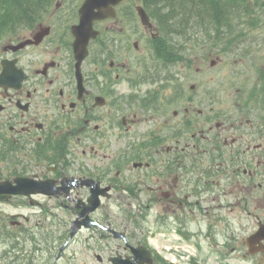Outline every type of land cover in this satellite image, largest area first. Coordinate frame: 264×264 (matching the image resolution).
Here are the masks:
<instances>
[{
  "label": "flooded vegetation",
  "instance_id": "1",
  "mask_svg": "<svg viewBox=\"0 0 264 264\" xmlns=\"http://www.w3.org/2000/svg\"><path fill=\"white\" fill-rule=\"evenodd\" d=\"M28 1L12 29L0 23V183L51 192L4 190L0 204L40 205L25 219L47 236L43 264H264V87L188 86L190 57L184 81L149 67L156 86L143 90L145 59L129 50L147 41L165 67L164 44L125 1L94 22L80 78L79 14Z\"/></svg>",
  "mask_w": 264,
  "mask_h": 264
},
{
  "label": "rangeland",
  "instance_id": "2",
  "mask_svg": "<svg viewBox=\"0 0 264 264\" xmlns=\"http://www.w3.org/2000/svg\"><path fill=\"white\" fill-rule=\"evenodd\" d=\"M26 1L0 0V23H3L4 18L8 14H12L13 17L19 15L17 14L19 12V5L20 3H26ZM137 1L138 0H132L129 3H136ZM14 4H16L15 7ZM53 4H55V6H52L50 11H55L56 15L61 14L63 9H65L61 3L53 2ZM240 25L242 30L240 28L233 29V27L232 29H228L229 32L232 30L230 34H232L234 44L232 48H230V51H223L222 53L219 52V46H216L214 40H211L210 42L207 41L208 44L206 46L204 45L203 49H200L199 46L201 43H204V39L200 35V29H197L198 33L196 32V36L193 37L195 38L193 41L196 43V45L194 46L191 42V46L193 48L196 47V49L192 51L196 52L195 54H197V56L194 55L195 63L193 68L196 70V65L198 64L203 69L202 74H206V76L201 77V72L196 73L197 71H193L192 68V70H188V72L191 73L187 74L188 82L186 85L189 86L191 83L200 84L202 79L207 80L206 87H215V85L220 83L222 87H240L243 84H247L246 87H254L256 83H260V81H258V77L264 73V21H259L258 26H247V24L242 23ZM242 34L244 36L248 35L246 37H248L249 40L243 37ZM140 46V48L136 49L133 45V48L135 49H128L129 54L134 58H141V56L144 57L145 63H148L149 67H153L154 62H151V55L149 49L147 48V41H144L143 49L142 42ZM209 49L210 51H208ZM234 50L237 52L233 54L231 51ZM213 60L216 61V64L211 66V62ZM179 66L173 68L172 72L176 74L175 76L179 81H184L185 70H180L179 72ZM155 86L156 85L149 83H143L139 87H142L143 90H145L147 88L152 89ZM121 87L129 86L124 84ZM199 87L201 86L199 85ZM119 144L120 143H117L114 146H118ZM0 206L4 207L5 209L3 213L12 215L16 220L22 221L23 224H26L25 219L21 216L23 214L30 215L32 212L35 214V217H38L39 211L34 212L35 210H39L38 207H32L30 204L13 203L12 205L0 204ZM33 222L34 221H31L28 224L32 225ZM10 223L11 222L8 220V224ZM2 229L3 228L0 227V264H12V233H10L7 227H5L3 230ZM38 256H42L41 252H39ZM225 262L235 264L234 255L227 256V258H225ZM17 263L24 264L21 259H19Z\"/></svg>",
  "mask_w": 264,
  "mask_h": 264
},
{
  "label": "trees",
  "instance_id": "3",
  "mask_svg": "<svg viewBox=\"0 0 264 264\" xmlns=\"http://www.w3.org/2000/svg\"><path fill=\"white\" fill-rule=\"evenodd\" d=\"M145 4L152 10H157L166 18L175 20L179 25H183L186 21L197 23H211L216 25L222 23L223 19L230 18L231 9H226L225 5L214 6V0H144ZM238 0H235V2ZM223 11V13H222ZM156 13V11H155ZM158 14V13H156ZM210 19V21L208 20ZM5 32L12 29V14H8L3 21ZM206 31L209 32L208 27ZM210 34V33H209ZM210 36V35H209ZM3 221V219H0ZM5 227H3L4 229ZM2 229V230H3Z\"/></svg>",
  "mask_w": 264,
  "mask_h": 264
},
{
  "label": "water",
  "instance_id": "4",
  "mask_svg": "<svg viewBox=\"0 0 264 264\" xmlns=\"http://www.w3.org/2000/svg\"><path fill=\"white\" fill-rule=\"evenodd\" d=\"M120 0H86L81 8L82 22L76 27L77 40L75 42L76 52L79 53V59H83L86 55V46L90 36H95L96 32L92 29V21L96 16H92L94 13V8L102 5L103 8H109L110 4H116ZM140 13L145 22L149 21V17L144 9H140ZM47 30L44 31V33ZM4 190H9L12 192H25L30 193L33 190H42V184L38 183V186L27 184V182H19L16 186L9 187L6 184L0 183V196Z\"/></svg>",
  "mask_w": 264,
  "mask_h": 264
}]
</instances>
